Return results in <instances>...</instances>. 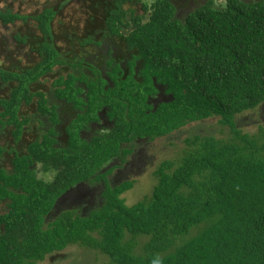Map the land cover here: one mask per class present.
<instances>
[{"label":"trees","instance_id":"obj_1","mask_svg":"<svg viewBox=\"0 0 264 264\" xmlns=\"http://www.w3.org/2000/svg\"><path fill=\"white\" fill-rule=\"evenodd\" d=\"M70 1L33 14L0 7L2 25H27L0 44L28 62L6 54L0 66V264L69 249L93 252L78 264H264V129L237 125L264 107V0H151L142 14L125 9L140 0H87L81 35L53 27ZM48 76L53 92L36 89ZM101 112L104 134L82 136ZM209 118L231 136L199 132ZM186 128L154 166L152 193L128 204L135 167L109 177L137 145ZM38 164L52 180L36 176ZM100 182L95 203L67 198Z\"/></svg>","mask_w":264,"mask_h":264},{"label":"rangeland","instance_id":"obj_2","mask_svg":"<svg viewBox=\"0 0 264 264\" xmlns=\"http://www.w3.org/2000/svg\"><path fill=\"white\" fill-rule=\"evenodd\" d=\"M61 1V0H0V7L9 8L14 12H19L22 14H33L36 12H40L45 6L53 5L54 3ZM151 0H140L139 2H134L133 4H127L125 5V9L133 8L136 14H142L143 10L141 7L142 2L150 3ZM215 4H220L224 2V0H214ZM88 4V1L83 0H71L69 3H66L65 8L63 9V13L61 16H59L57 19L54 20V30L57 32H60L62 28L68 27L71 31H74L81 35L82 30L84 28V25L87 23L88 19V12L89 7L86 6ZM148 17L145 16V18ZM32 27L35 25L34 22H31ZM27 25L21 23V21H16L13 24H8L7 26H4L0 23V36L6 38L8 41H11V34L14 31L19 30L22 28L23 31L26 30ZM4 43L0 44V51H4ZM9 51H14V46L12 43H9V48H7V53L4 51L3 54H0V66H7L9 63V60L5 58V55L7 54L9 56ZM90 53L96 54L98 52L97 49H90ZM25 49L22 53H16L14 56V59H19L21 61V65H28V62L26 60V57L24 55ZM92 55V54H91ZM98 63L102 61L101 58H96ZM103 63V62H102ZM53 77L55 75H52ZM52 82L51 76H48L47 78H42L41 83L37 84L35 86L38 90L43 91H51V85ZM160 100V102H162ZM260 107V106H259ZM255 111L249 110L247 112H244L243 114L239 115L237 117V125L241 129L242 133H250L254 134L257 133L260 129H264V107H260ZM25 112H31L36 111L35 105H29L28 107L23 109ZM33 123V122H31ZM201 124V126H200ZM33 125V124H32ZM196 126H200L198 129H200L199 132L203 134H214L217 137H225L228 138L231 136V133L229 132L228 128L222 127L219 123H217V120L215 118H209L199 124H196ZM99 126L98 128L100 129ZM196 127V128H197ZM96 129V128H94ZM98 130V129H97ZM97 130H92L93 133L97 134ZM27 134L26 137H24V141H30L33 139L34 135L36 133ZM190 132V129L186 128V130H181L178 132H174L170 136H165L164 138H159L155 140L154 142H148L145 144L137 145L135 147V151H141L138 152L139 155L143 157H152L151 162H147L144 164L143 168H137L135 167L133 172H129L132 177L130 179L133 180V186L127 190L124 194L126 202L128 204H132L133 201L136 202L140 199H144L148 194L150 195L157 183V179L155 177L154 173V166H156L162 159L164 158H172L175 155L174 147L171 146L169 143H172L174 141L175 143H178L179 141H182V139ZM90 133V135H94ZM103 135L104 130L103 128L100 129V132L97 135ZM260 134V133H259ZM181 144V143H180ZM177 145V144H176ZM182 145V144H181ZM174 152V153H173ZM130 158V157H129ZM5 167L9 169V164L6 163ZM137 170V171H136ZM55 172L53 170H50L48 172H43L40 168V164L37 165L36 168V176L42 177L46 181L52 180L54 177ZM128 179V178H126ZM102 184H95L88 187L90 189H94V191L99 194ZM99 198L96 197V200L98 201ZM94 202V203H95ZM101 203V202H100ZM100 203L98 205H100ZM79 250L78 256H75L74 251L72 249H69L66 251L68 253V257L63 258L62 256H56L54 258L55 260H51L47 258L45 261L40 262L38 264H70L73 261H76L72 264H78L82 258L86 259L87 261L91 256L93 255V252H91L88 249H85V251H82V254ZM87 255V256H83ZM106 260L105 256L97 255L96 261H104ZM81 264H85L83 261Z\"/></svg>","mask_w":264,"mask_h":264},{"label":"flooded vegetation","instance_id":"obj_3","mask_svg":"<svg viewBox=\"0 0 264 264\" xmlns=\"http://www.w3.org/2000/svg\"><path fill=\"white\" fill-rule=\"evenodd\" d=\"M155 98V101H160V100H164V99H167L168 96L167 95H164L162 92L159 93L157 96L154 97ZM63 106L65 107L66 106V102L63 101ZM154 104H156L154 102ZM100 121L99 122H89V126L91 128H89L87 131H82V136H85V137H91V136H95V134L93 133L94 130H97V132H100V129L103 128V127H100V129L98 128L99 126H104L103 129H106L105 127H108L111 125L110 121L107 119V117L105 116L104 113L101 112V116H100ZM45 120V118H44ZM45 123L47 125H50V126H53L52 124L46 122L45 120ZM96 128V129H94ZM93 130V131H92ZM90 133L94 134V135H90ZM144 143V142H142ZM138 152H141V151H134L132 153V156L131 158L125 163V165L122 167V170L119 169L117 171H115L110 177H109V180L110 181H114V182H117L121 179H124L126 177V171H128L127 169L128 168H132V167H140L141 165L145 164L147 161H148V157H143L141 155H139ZM129 172V171H128ZM96 196H98V194L94 191V189H88L86 187H82L81 188H77L75 192H71L69 193V195L67 196V198L70 199V202H74L75 200H81V199H85V198H90L91 202L90 203H94L95 202V199H96Z\"/></svg>","mask_w":264,"mask_h":264},{"label":"clouds","instance_id":"obj_4","mask_svg":"<svg viewBox=\"0 0 264 264\" xmlns=\"http://www.w3.org/2000/svg\"><path fill=\"white\" fill-rule=\"evenodd\" d=\"M153 264H159V261H158V260H156V261H154V262H153Z\"/></svg>","mask_w":264,"mask_h":264}]
</instances>
